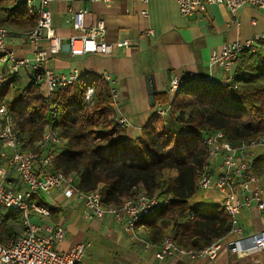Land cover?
<instances>
[{"label":"trees","instance_id":"1","mask_svg":"<svg viewBox=\"0 0 264 264\" xmlns=\"http://www.w3.org/2000/svg\"><path fill=\"white\" fill-rule=\"evenodd\" d=\"M36 23L37 17L27 12L24 3L0 0V27L25 34ZM234 60L238 63L233 79L236 87L183 80L172 100V111L163 117L153 115L135 137L127 126H118L110 117L111 85L101 75H79L72 84L46 96L39 89L41 84L23 86L15 76L10 97L7 90L1 95L17 123L23 150L41 154L36 144L46 127L55 129L63 142L51 147L55 153L52 167L76 176L83 191L98 189L107 206L121 207L136 194L153 197L170 193L168 204L137 224L145 226L158 246L168 232L178 246L198 250L225 237L232 228L221 207L191 206L198 190V170L208 159L198 135L222 131L232 145L264 138V46L243 50ZM89 85L94 91L91 104L84 107ZM160 101L165 104L168 99ZM251 166L264 178L263 156L253 158ZM4 210L0 207V245L14 239L23 226L22 214ZM48 212L50 215V208ZM249 257L255 262V254Z\"/></svg>","mask_w":264,"mask_h":264},{"label":"crops","instance_id":"2","mask_svg":"<svg viewBox=\"0 0 264 264\" xmlns=\"http://www.w3.org/2000/svg\"><path fill=\"white\" fill-rule=\"evenodd\" d=\"M26 1L17 0V3H24L27 9ZM46 7L50 12L51 27L61 38L62 44L67 43L70 35L78 33L73 28L72 16L79 9L86 10L83 16L85 29L102 20L105 24L102 36L104 41L111 43L121 39L128 40L127 47L115 48L110 54L86 53L71 56L68 51L60 50L49 55L42 65L58 74L76 71L78 76L96 77L104 72L108 73L116 93L115 102L109 107L110 117L125 118L132 137L137 136L155 115L158 105H172L183 80L193 79L221 85L228 78L234 79L237 61L234 60L230 69L225 70L210 63L212 51L219 50L224 43L235 40L243 42L264 33V13L251 5H244L234 13L223 5H209L202 13L188 16L179 14L174 0H55ZM10 31L9 40H5L8 47L14 49L18 56L30 52L33 45L26 42L22 34L24 32L18 29ZM46 45V40L39 44ZM256 46L263 47L264 39L257 41ZM8 69L9 65H5V75L9 74ZM32 75V68H20L13 79L18 76L23 86H27L32 83ZM145 75H152L153 78L156 89L154 106L148 103ZM172 77L180 81L174 94L168 92ZM39 84L42 95L49 94L44 82ZM6 90L8 93L5 95L10 97L11 90ZM165 97L168 102L161 103L160 100ZM37 145L42 150V155L48 152L45 149L47 147L41 148L39 142ZM2 148L0 143V151ZM74 177L77 185V177ZM211 190L214 191L211 198L214 203L211 207L219 206L221 196L217 190ZM34 196L32 200L47 210L50 208L51 213L47 216L32 213L31 220L64 228L62 242L54 246L57 250H67L75 243L88 242L79 264H256L259 255L257 251L249 253L245 249L239 250L240 254H237L225 247L213 260L191 261L186 256L158 260L154 253L159 246L151 241L143 224H136L133 232H127L108 217L88 218L84 214L83 200L76 196L67 198L61 192L36 193ZM198 201H194L191 206L208 207ZM5 210L4 212L9 211ZM238 226L241 232H229L223 237L224 241L235 242L258 233L260 217L253 209L244 208L238 216ZM251 254L256 255L255 262L254 258L249 257Z\"/></svg>","mask_w":264,"mask_h":264},{"label":"built area","instance_id":"3","mask_svg":"<svg viewBox=\"0 0 264 264\" xmlns=\"http://www.w3.org/2000/svg\"><path fill=\"white\" fill-rule=\"evenodd\" d=\"M55 0H38L36 6L29 5L27 10L37 17L33 29L24 34L28 44L33 45L30 52L18 56L14 49L5 43L10 34L5 27H0V207L22 214L23 226L16 237L5 245H0V264H79L88 242H78L69 249L59 251L54 246L59 245L64 237V228L60 225L37 223L31 220V214L36 213L47 216L48 210L32 200L36 193L51 194L61 192L65 197H78L83 200L84 214L88 218L110 220L121 225L123 230L133 232L138 221L148 214L168 204L172 195L148 197L136 194L125 199L121 207L105 205L98 189L83 191L75 183L72 174H63L52 167L55 153L51 147L60 145L62 138L58 132L46 127L39 141L41 148L49 147L46 154L42 155L34 150H23L22 141L18 133L17 123L9 113L5 96L1 94L14 85L13 75L20 68H32V84L44 82L48 92L72 84L77 78L76 71L69 74H58L52 69L44 68L43 62L49 55L61 50L62 40L51 27L50 12L47 5ZM72 1V0H65ZM107 1V0H104ZM181 16L193 13H202L206 6L223 5L234 13L244 5H251L264 13V0H174ZM85 9L73 12L72 25L78 33L70 35L67 43L71 56L86 53L110 54L115 48L127 47V39L115 42H106L102 39L105 24L97 21L88 29L84 28L83 16ZM255 22L253 21V24ZM264 39V33L240 42L238 40L224 43L219 50H214L210 55V63L217 64L225 70L230 69L236 55L243 50L254 51L256 42ZM42 40L47 41L46 46H39ZM9 65V74H4V66ZM103 80L111 85L108 73L101 74ZM180 81L172 77L169 81L168 92L175 93ZM233 84V78L221 82L226 86ZM112 104L115 102L116 93L111 85ZM93 86L89 85L84 93L83 105L91 104ZM111 107V105H110ZM172 111V105H158L155 115L165 116ZM114 122L120 126H128V121L123 117H113ZM198 141L206 146L207 161L198 170L195 186L197 189H215L221 196L219 206L228 215L232 233H240L238 216L242 209H253L260 217V230L254 236V247L259 253L256 264H264V178L254 173L251 161L257 156L264 157V138L259 136L253 139L242 140L237 145L230 144L222 131L200 133ZM237 242V241H235ZM228 241L223 238L214 240L209 246L202 249H192L178 246L171 234L164 235L155 258L163 260L167 257H188L191 261L197 259L213 260L220 251L227 247ZM240 254L237 247L229 249ZM123 264V263H119Z\"/></svg>","mask_w":264,"mask_h":264},{"label":"water","instance_id":"4","mask_svg":"<svg viewBox=\"0 0 264 264\" xmlns=\"http://www.w3.org/2000/svg\"><path fill=\"white\" fill-rule=\"evenodd\" d=\"M61 50L69 51V44L64 43L61 45ZM145 86L147 90V99L150 106H154V95L156 94L155 85L153 82L152 75H145ZM254 236H258L255 234ZM253 235L240 239L237 242L231 241L228 243L227 247L229 249L237 247L238 250H247L249 253L255 252L257 249L254 247Z\"/></svg>","mask_w":264,"mask_h":264},{"label":"rangeland","instance_id":"5","mask_svg":"<svg viewBox=\"0 0 264 264\" xmlns=\"http://www.w3.org/2000/svg\"><path fill=\"white\" fill-rule=\"evenodd\" d=\"M24 0H18V2H22ZM37 4V0H31V3L29 5H33L35 6ZM8 30H10L9 28H7ZM9 40V37L7 35L6 37V41ZM214 194V191L213 190H201V189H198L195 194H194V198L193 200L190 201L191 204H193L194 201H198L200 203H204L206 206L208 207H211V205L214 203L212 201V196ZM7 210V209H6ZM5 210V211H6Z\"/></svg>","mask_w":264,"mask_h":264}]
</instances>
